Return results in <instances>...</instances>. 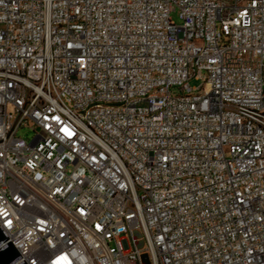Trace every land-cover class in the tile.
I'll return each mask as SVG.
<instances>
[{
	"label": "built area",
	"instance_id": "built-area-1",
	"mask_svg": "<svg viewBox=\"0 0 264 264\" xmlns=\"http://www.w3.org/2000/svg\"><path fill=\"white\" fill-rule=\"evenodd\" d=\"M0 226L13 264H264V0H0Z\"/></svg>",
	"mask_w": 264,
	"mask_h": 264
},
{
	"label": "water",
	"instance_id": "water-1",
	"mask_svg": "<svg viewBox=\"0 0 264 264\" xmlns=\"http://www.w3.org/2000/svg\"><path fill=\"white\" fill-rule=\"evenodd\" d=\"M9 237L6 235L4 230L0 226V244L5 243L0 247V264H13L20 258H22L21 254L18 252L13 243L7 242ZM19 264H27L25 260H23Z\"/></svg>",
	"mask_w": 264,
	"mask_h": 264
},
{
	"label": "rangeland",
	"instance_id": "rangeland-1",
	"mask_svg": "<svg viewBox=\"0 0 264 264\" xmlns=\"http://www.w3.org/2000/svg\"><path fill=\"white\" fill-rule=\"evenodd\" d=\"M172 18H173L174 20H176V22H179V20H178V14H177V13H173V14H172ZM190 84H191V86H193V87H194V86H198V85L200 84V81L191 80V81H190ZM173 92H174L175 94L178 93L177 90H174ZM18 135H19V136H23V137L28 138V139H31V138L34 136V132H33V131H30V130L27 129V128H22V129L19 130Z\"/></svg>",
	"mask_w": 264,
	"mask_h": 264
}]
</instances>
